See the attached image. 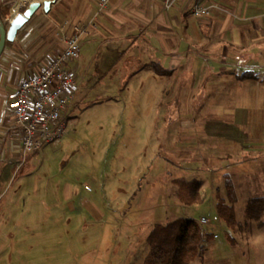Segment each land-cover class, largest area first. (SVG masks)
<instances>
[{
    "label": "rangeland",
    "instance_id": "374dc122",
    "mask_svg": "<svg viewBox=\"0 0 264 264\" xmlns=\"http://www.w3.org/2000/svg\"><path fill=\"white\" fill-rule=\"evenodd\" d=\"M95 12L75 25L86 34L65 134L2 183L0 264H142L151 228L187 217L214 236L193 264H264V217L245 216L246 202L264 197V103L250 95L247 115L235 116L232 80L157 76L145 39L133 43L135 23L105 32ZM177 179L197 184V203L179 200ZM227 180L242 230L217 217L218 199L231 204Z\"/></svg>",
    "mask_w": 264,
    "mask_h": 264
},
{
    "label": "crops",
    "instance_id": "0c3cea01",
    "mask_svg": "<svg viewBox=\"0 0 264 264\" xmlns=\"http://www.w3.org/2000/svg\"><path fill=\"white\" fill-rule=\"evenodd\" d=\"M210 1L220 10L212 12L207 19L194 21L190 17L194 0H174L169 9L164 8L162 0H111L104 11L98 10L95 0H56L48 14L38 10L19 29L15 41L5 44L0 55V190L18 161H23L19 131L11 128L10 93L41 54L61 48L56 35L69 29L71 34V27L94 9L96 12L92 19L94 21L100 14L102 23L99 26L103 28H115L114 25L120 24L122 19H131L135 24L130 25V29L138 35L134 39L128 37L134 40L133 43L145 39L144 53L150 61L160 63L166 70H173L170 77L179 78L177 74L180 73L179 79L183 82L197 75H203L204 80L217 77L232 80L236 84L232 95L237 96L233 115H247L253 103L248 97L250 95L264 103V85L261 82L234 80L235 75L247 70L264 73V0ZM18 6L15 7L16 12ZM9 18L4 22L6 28ZM103 30L112 31L108 28ZM107 39L112 40L111 37ZM258 76L264 79V75ZM166 87L164 92L167 94L169 86ZM176 88L177 84L173 87L175 92Z\"/></svg>",
    "mask_w": 264,
    "mask_h": 264
},
{
    "label": "built area",
    "instance_id": "2783aa9c",
    "mask_svg": "<svg viewBox=\"0 0 264 264\" xmlns=\"http://www.w3.org/2000/svg\"><path fill=\"white\" fill-rule=\"evenodd\" d=\"M99 11H104L111 0H95ZM169 9L174 0H162ZM219 6L210 0H194L190 17L207 19ZM71 34L61 39V48L46 52L34 62L24 78L10 93L8 108L19 131L22 157L38 152L45 144H57L65 134L69 105L78 91L77 70L71 65L80 51L86 31L81 26L71 27ZM201 220V224H205Z\"/></svg>",
    "mask_w": 264,
    "mask_h": 264
},
{
    "label": "trees",
    "instance_id": "16d2710c",
    "mask_svg": "<svg viewBox=\"0 0 264 264\" xmlns=\"http://www.w3.org/2000/svg\"><path fill=\"white\" fill-rule=\"evenodd\" d=\"M14 1L0 0V23H4L9 18ZM150 64L157 76L170 77L173 74V70H166L158 62ZM235 80L237 82H261L258 73L253 70L240 72L235 75ZM174 182L177 185L176 193L181 202L187 205L199 201L197 184L186 183L185 179H177ZM225 185L231 204H224L223 200L218 199L216 203L217 217L225 223L227 228L242 230L243 226L236 220L233 207L236 201L233 186L229 180ZM246 203L245 216L247 220L260 223L261 218L264 217V197H257ZM203 230L201 222L188 217L177 218L165 225H154L146 237L149 251L142 264H193L195 260H201L206 253L207 245L214 240L213 233Z\"/></svg>",
    "mask_w": 264,
    "mask_h": 264
},
{
    "label": "water",
    "instance_id": "95a60500",
    "mask_svg": "<svg viewBox=\"0 0 264 264\" xmlns=\"http://www.w3.org/2000/svg\"><path fill=\"white\" fill-rule=\"evenodd\" d=\"M56 0H42L25 3L24 9L20 13H15L9 16L8 27L4 23H0V55L3 52L6 43L14 42L17 32L33 17L38 11L42 10L43 13L48 14L52 2Z\"/></svg>",
    "mask_w": 264,
    "mask_h": 264
},
{
    "label": "bare ground",
    "instance_id": "6f19581e",
    "mask_svg": "<svg viewBox=\"0 0 264 264\" xmlns=\"http://www.w3.org/2000/svg\"><path fill=\"white\" fill-rule=\"evenodd\" d=\"M31 0H21V3H29ZM34 1V0H33ZM20 3V4H21ZM15 13V12H14Z\"/></svg>",
    "mask_w": 264,
    "mask_h": 264
}]
</instances>
